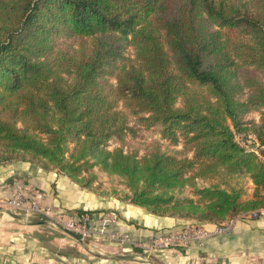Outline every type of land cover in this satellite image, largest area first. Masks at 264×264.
Masks as SVG:
<instances>
[{
    "label": "trees",
    "instance_id": "16d2710c",
    "mask_svg": "<svg viewBox=\"0 0 264 264\" xmlns=\"http://www.w3.org/2000/svg\"><path fill=\"white\" fill-rule=\"evenodd\" d=\"M139 129L159 142L109 149ZM235 133L264 145V0H0V164L220 224L264 207Z\"/></svg>",
    "mask_w": 264,
    "mask_h": 264
},
{
    "label": "crops",
    "instance_id": "0c3cea01",
    "mask_svg": "<svg viewBox=\"0 0 264 264\" xmlns=\"http://www.w3.org/2000/svg\"><path fill=\"white\" fill-rule=\"evenodd\" d=\"M250 116L258 120V114L250 113L247 117ZM13 182H20L42 191L44 198L41 202L62 211L65 218L76 219L80 214L87 213L91 218L97 219L102 214L114 212L117 220L109 224L108 229L127 233L132 239L140 242L157 235L161 228L175 231L195 223L174 217L156 216L127 200L83 188L64 173H57L27 159L0 164V192L4 194L5 186ZM6 194L8 192L4 195ZM47 226H50L49 223L42 217H23L17 213H3L0 210V250L10 252L14 256L29 257L38 255V252H45L41 234L51 232ZM202 226L211 230L215 224ZM60 233L50 238L49 243L57 245L55 243L71 241V236L65 231L61 230ZM97 240L101 243H97V247L100 246L99 248L108 254L107 257L128 263L141 260L147 264L154 258L161 264H264V220L260 218L238 220L232 231L215 234L202 241L191 240L187 244L149 251L133 247L130 243L118 244ZM75 241L82 244L84 240ZM112 259L110 264L114 262Z\"/></svg>",
    "mask_w": 264,
    "mask_h": 264
},
{
    "label": "built area",
    "instance_id": "2783aa9c",
    "mask_svg": "<svg viewBox=\"0 0 264 264\" xmlns=\"http://www.w3.org/2000/svg\"><path fill=\"white\" fill-rule=\"evenodd\" d=\"M235 139L245 148L253 150L259 158L264 161V145L260 143L257 136L248 133L246 136L235 133ZM4 195L0 192V208L9 212L17 213L23 217L39 215L49 224L60 227L63 230L72 231L82 238H94L114 242L118 244L130 243L133 247H140L146 251L154 248H169L187 244L191 240H205L212 235L225 234L233 230L238 220L245 218H260L264 220V207L251 211L247 214H237L227 221L215 224L214 228L205 229L202 225H192L179 230L159 232L145 242L134 240L127 233H118L109 230V224L117 220L114 212L100 215L97 219L91 218L87 213L80 214L76 219L65 218L62 211L53 209L41 201L44 198L42 191L20 182H13L5 186Z\"/></svg>",
    "mask_w": 264,
    "mask_h": 264
},
{
    "label": "rangeland",
    "instance_id": "374dc122",
    "mask_svg": "<svg viewBox=\"0 0 264 264\" xmlns=\"http://www.w3.org/2000/svg\"><path fill=\"white\" fill-rule=\"evenodd\" d=\"M130 52L128 49L127 53ZM251 114L259 116L258 112H252ZM250 115V114H249ZM252 116V115H251ZM251 116L249 118H251ZM159 142L158 139L152 135L151 131L139 129L136 137L127 136L122 142H110L109 149L115 146H122L126 151L136 152L138 155H142L148 150L152 149V146ZM163 147L165 148L166 145ZM178 148V146H176ZM264 154V153H263ZM261 159V158H260ZM103 180V179H102ZM247 192L251 193L250 183H246ZM3 213H9L8 210L0 208ZM41 217L39 215H35ZM43 218V217H42ZM44 219V218H43ZM47 222V221H46ZM48 224V222H47ZM47 229L50 233L45 232L42 235L44 238L41 243L46 247L45 252H38L35 256H21L12 255L10 252L0 250V264H110L112 258L107 257V253L101 250L96 245L99 240L94 238H83V243L78 244L73 238H69L71 241L68 243H55L57 245L49 243V239L53 238L56 234H61L62 228L49 224ZM196 225L190 224L188 226ZM64 231V230H63ZM160 232H167V228H161ZM46 236V237H45ZM50 236V237H49ZM101 244V243H100ZM77 250V251H75ZM101 250V251H100ZM114 260V259H112ZM157 259H152L147 264H155ZM159 262V261H158ZM112 264H146L141 260H133L132 263H128L122 260L115 259Z\"/></svg>",
    "mask_w": 264,
    "mask_h": 264
},
{
    "label": "water",
    "instance_id": "95a60500",
    "mask_svg": "<svg viewBox=\"0 0 264 264\" xmlns=\"http://www.w3.org/2000/svg\"><path fill=\"white\" fill-rule=\"evenodd\" d=\"M14 216H17L15 214H13ZM69 236H71L72 238H74L75 240L79 241V242H82L83 239L81 236H79L78 234L72 232V231H69V230H64Z\"/></svg>",
    "mask_w": 264,
    "mask_h": 264
}]
</instances>
